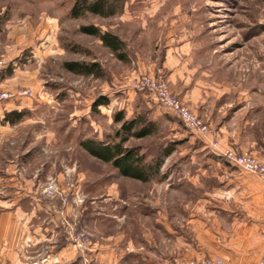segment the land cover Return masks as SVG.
Wrapping results in <instances>:
<instances>
[{
	"label": "rangeland",
	"instance_id": "1",
	"mask_svg": "<svg viewBox=\"0 0 264 264\" xmlns=\"http://www.w3.org/2000/svg\"><path fill=\"white\" fill-rule=\"evenodd\" d=\"M110 2L118 9L115 15L86 13L75 18L71 15L75 0H0V62L10 63L9 57L33 49L36 43L39 50L32 62L20 67L26 81L3 90L31 88L34 97L12 100L18 111L26 113L22 121L9 125L0 121L1 205L6 194L2 179L9 173L55 209L65 238L72 243L71 229L75 238L83 235L85 248L75 247L78 253L95 256L101 246L116 247L115 238L146 250L141 246L149 238L169 252L171 264H199L202 257L217 255L184 258L177 239L168 233L194 242V215L211 216L210 205L202 206L198 200H210V190L216 185L213 180L201 179L200 187L192 182L186 188L177 187L180 170L193 168L184 161L209 155L210 148L203 150L202 144L210 143L165 110L153 93L135 90V86L162 76L171 94L212 134L209 122L172 88L164 68V36L170 30L181 31L183 39L193 41L201 76L205 82H214L217 91L238 100L264 95V0ZM83 25L119 36L127 60L118 59L99 38L82 33ZM66 61H97L104 75L73 73L64 67ZM100 96H106L109 104L92 108ZM4 102L9 101L0 105ZM118 111H124L126 118L142 116L146 123H155L151 135L129 136L126 142L138 147L147 161L163 159L157 175L148 182L121 176L111 163L96 159L80 146L91 137L117 141L113 136L121 127L114 122ZM183 139L171 154L164 155L166 147ZM212 141L220 145L218 139ZM52 186L56 192L50 196ZM164 223L169 230L161 226Z\"/></svg>",
	"mask_w": 264,
	"mask_h": 264
},
{
	"label": "crops",
	"instance_id": "2",
	"mask_svg": "<svg viewBox=\"0 0 264 264\" xmlns=\"http://www.w3.org/2000/svg\"><path fill=\"white\" fill-rule=\"evenodd\" d=\"M164 38V68L172 88L212 127V134L199 135L210 143L211 147L202 144L203 150L210 148V154L184 161L193 168L180 170L177 187L186 188L188 182L200 187L197 182L207 178L216 183L210 190V200H198L202 206L210 205L211 216L208 219L194 215L191 221L195 241L189 242L187 237L173 232L168 234L177 239L175 243L184 258L210 253L228 264H254L264 250V175L233 168L219 157L211 142L218 139L220 150L235 148L264 157V95L238 100L240 97L234 99L217 91L214 82H205L201 76L193 41L183 39L181 31L172 30ZM38 55L36 43L33 49L9 57V67L0 74V91L13 90L26 81L20 67ZM11 102L0 105V121H4L6 112L19 110ZM200 137L196 136L201 140ZM208 169L212 170L210 174L206 173ZM2 180L6 194L2 198L4 205L0 202V264H171L169 252H163V247L149 238L141 246L146 250L134 249L132 243L115 238L116 247L101 246L95 256L78 253L60 232L57 212L37 191L18 184L9 173ZM161 226L169 230L167 224Z\"/></svg>",
	"mask_w": 264,
	"mask_h": 264
},
{
	"label": "trees",
	"instance_id": "3",
	"mask_svg": "<svg viewBox=\"0 0 264 264\" xmlns=\"http://www.w3.org/2000/svg\"><path fill=\"white\" fill-rule=\"evenodd\" d=\"M125 0H118L124 4ZM86 13L98 15L102 17L112 16L118 13V9L114 7L110 0H75L72 7V17H80ZM80 31L84 34L92 35L99 38L104 46H106L118 59L127 60V53L125 51V44L123 40L111 33L101 31L95 25H83ZM9 67V66H8ZM7 67V68H8ZM64 67L76 74L85 76H94L101 78L104 75L102 65L95 62H81V61H66ZM4 68L0 71V74ZM109 104L106 96H100L93 103L92 108L96 109L100 105ZM26 116L25 111L13 110L6 112L4 117L5 123L16 124ZM114 122L121 123L120 129L115 131V136L111 142L107 139H97L91 137L80 142V146L96 159L111 163L116 168L121 176L139 180L141 182H148L157 175L163 159L155 162L153 160L147 161L145 154L140 153L138 147L126 145L129 136L142 138L151 135L155 132L156 126L153 121L145 122L142 116H133L126 118L124 111H118L114 115ZM186 139L175 141L170 147H166L164 155H169L174 150L176 144L184 142Z\"/></svg>",
	"mask_w": 264,
	"mask_h": 264
},
{
	"label": "built area",
	"instance_id": "4",
	"mask_svg": "<svg viewBox=\"0 0 264 264\" xmlns=\"http://www.w3.org/2000/svg\"><path fill=\"white\" fill-rule=\"evenodd\" d=\"M9 62L5 60L0 62V71L9 66ZM148 90L156 97L157 101L163 105V107L171 110L183 123L184 125L198 134H207L209 132L208 126L193 112L181 103L176 97H174L168 87V84L162 76L155 78L144 79L140 81L136 86L135 90ZM34 97V91L31 88L21 89L16 92L14 91H1L0 102L16 100L20 98H32ZM212 148L217 151L219 157L226 159L231 165L240 168L246 172L255 175H264V157H260L252 152L240 151L235 148H227L224 150L219 149V142H212ZM48 194L54 195L56 187H50ZM4 192V191H3ZM62 225H66L65 219H62ZM70 238L75 247L79 250L85 248V241H83V235L80 234L78 237H74V229H71ZM199 264H228L220 256L202 257ZM254 264H264V250L260 257Z\"/></svg>",
	"mask_w": 264,
	"mask_h": 264
}]
</instances>
